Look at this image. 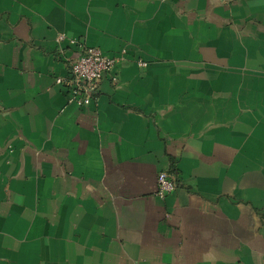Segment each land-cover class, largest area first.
Listing matches in <instances>:
<instances>
[{
    "label": "crops",
    "instance_id": "crops-1",
    "mask_svg": "<svg viewBox=\"0 0 264 264\" xmlns=\"http://www.w3.org/2000/svg\"><path fill=\"white\" fill-rule=\"evenodd\" d=\"M0 264H264V0H0Z\"/></svg>",
    "mask_w": 264,
    "mask_h": 264
},
{
    "label": "built area",
    "instance_id": "built-area-1",
    "mask_svg": "<svg viewBox=\"0 0 264 264\" xmlns=\"http://www.w3.org/2000/svg\"><path fill=\"white\" fill-rule=\"evenodd\" d=\"M67 38L66 34L59 35L58 40ZM70 42L78 43L81 51L69 59L70 70L67 76H59L58 83L67 87L70 100L79 105L91 102L99 89L103 75L116 64L117 55H108L98 46L87 45L77 38H69ZM157 195L165 198L176 187V179L168 170H162L157 176Z\"/></svg>",
    "mask_w": 264,
    "mask_h": 264
}]
</instances>
